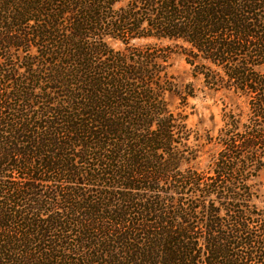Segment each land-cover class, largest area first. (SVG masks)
Wrapping results in <instances>:
<instances>
[{
  "label": "trees",
  "instance_id": "trees-1",
  "mask_svg": "<svg viewBox=\"0 0 264 264\" xmlns=\"http://www.w3.org/2000/svg\"><path fill=\"white\" fill-rule=\"evenodd\" d=\"M176 50L248 104L206 172ZM262 175L264 0H0V264H264Z\"/></svg>",
  "mask_w": 264,
  "mask_h": 264
},
{
  "label": "rangeland",
  "instance_id": "rangeland-1",
  "mask_svg": "<svg viewBox=\"0 0 264 264\" xmlns=\"http://www.w3.org/2000/svg\"><path fill=\"white\" fill-rule=\"evenodd\" d=\"M114 48L120 49L122 46L115 44ZM167 80L171 82L169 86L174 90L173 93L167 94V104L173 112L186 116V124L191 131L189 146L196 152L190 154L194 158L198 157L190 162L189 167L206 172L213 166L222 149L218 138L224 129L225 111L235 110L236 114L243 115L248 111L247 101L231 92L206 88L202 79L194 76L192 68L179 54V50L171 55ZM261 178L264 183V175ZM263 202L264 186L258 204L262 207ZM12 224L10 227L16 228L13 229L15 232L23 227H15Z\"/></svg>",
  "mask_w": 264,
  "mask_h": 264
}]
</instances>
